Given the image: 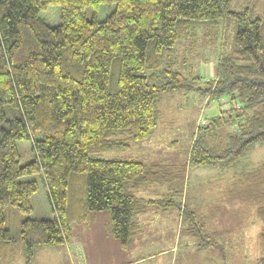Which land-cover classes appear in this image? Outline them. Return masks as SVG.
Segmentation results:
<instances>
[{"label": "trees", "instance_id": "1", "mask_svg": "<svg viewBox=\"0 0 264 264\" xmlns=\"http://www.w3.org/2000/svg\"><path fill=\"white\" fill-rule=\"evenodd\" d=\"M233 2L0 0V117L4 105L16 111L0 130V264H13L11 214L19 217L25 264H33L43 248L69 242L72 225L88 222L92 213L110 212L111 234L127 250L140 215L173 205L138 196L167 184L156 165L101 157L148 140L164 95L227 98L230 107L200 126L189 165L246 174L247 154L264 147V17L250 8L232 12ZM50 7L60 10L54 26L41 18ZM103 8L109 10L104 19ZM225 16L237 30L218 73L209 81L184 75L174 60L178 41L192 35L194 21L217 24ZM18 140H32L34 161L21 164ZM35 176L46 189L51 218L30 217ZM251 177L264 203V160ZM257 211L264 220V204ZM195 218L183 209L198 249L223 252Z\"/></svg>", "mask_w": 264, "mask_h": 264}, {"label": "rangeland", "instance_id": "2", "mask_svg": "<svg viewBox=\"0 0 264 264\" xmlns=\"http://www.w3.org/2000/svg\"><path fill=\"white\" fill-rule=\"evenodd\" d=\"M245 8L264 17V0H234L230 11L241 12ZM59 11L58 7H50L41 18L51 26L57 25ZM108 13V8H103L101 18ZM236 30L231 16L217 20V24L194 21L192 35L180 39L175 47L176 68L186 76L213 79L220 58L231 48ZM227 102V98H208L196 91L164 95L159 105L160 120L148 140L101 155L109 160L133 158L154 164L168 177L164 186L146 187L138 193L146 199L172 200L173 205L168 206V202L167 210L160 209L162 220L149 216L151 220L145 221L143 231L134 235L127 250H122L112 236L110 212L105 210L92 213L88 222L73 224L69 242L43 248L33 264H127L141 257L145 260L140 264H259L264 260V220L257 211L258 205L264 203L260 188L251 177L264 160V147L259 145L247 154L246 174L239 168L189 165L190 149L200 126L208 125L222 110H227ZM3 110L0 130L8 127L6 120L16 114L7 105ZM17 148L22 165L35 160L32 140H18ZM32 179L39 182V189L32 198L30 217L51 218L46 189L39 176ZM171 190L176 194L170 195ZM184 208L196 212L195 220L215 234L223 252L198 249L197 239L188 232L190 222L183 220ZM19 223L16 215L8 216L7 225L14 239L13 264H25ZM170 249L161 255V251Z\"/></svg>", "mask_w": 264, "mask_h": 264}, {"label": "crops", "instance_id": "3", "mask_svg": "<svg viewBox=\"0 0 264 264\" xmlns=\"http://www.w3.org/2000/svg\"><path fill=\"white\" fill-rule=\"evenodd\" d=\"M215 75H216V74H215ZM214 77H215V76H214ZM160 215H162V213H160V210H157V209H150V210L147 211L146 213L140 215V216L138 217V221H139V223H140V229H139V231H143V226L146 225L145 221H148V219H150L149 216H151V219H155V220H156V219H160V220H162L163 218H161ZM152 216H153V217H152ZM151 219H150V220H151ZM155 222H157V221H154V223H155ZM139 231H138V232H139ZM138 232H137V233H138ZM172 249H173V248H172ZM172 249L161 251V253H162L161 255H165V254L169 253L170 251H172ZM144 260H145V258H144V257H141V258H138V259L135 260V261L131 260V261L128 262L127 264H133V263H135V264H140V263H143Z\"/></svg>", "mask_w": 264, "mask_h": 264}, {"label": "built area", "instance_id": "4", "mask_svg": "<svg viewBox=\"0 0 264 264\" xmlns=\"http://www.w3.org/2000/svg\"><path fill=\"white\" fill-rule=\"evenodd\" d=\"M206 123V121H203V124H205Z\"/></svg>", "mask_w": 264, "mask_h": 264}]
</instances>
